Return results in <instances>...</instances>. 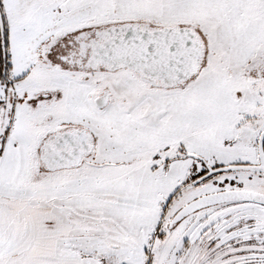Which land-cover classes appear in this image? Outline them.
I'll use <instances>...</instances> for the list:
<instances>
[{"label":"snow or ice","instance_id":"6c2138e0","mask_svg":"<svg viewBox=\"0 0 264 264\" xmlns=\"http://www.w3.org/2000/svg\"><path fill=\"white\" fill-rule=\"evenodd\" d=\"M0 264H264V0H0Z\"/></svg>","mask_w":264,"mask_h":264}]
</instances>
